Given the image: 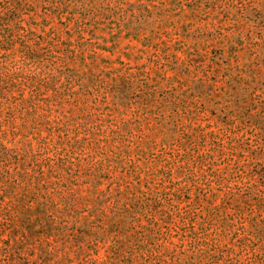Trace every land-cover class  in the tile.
<instances>
[{
    "label": "rangeland",
    "instance_id": "obj_1",
    "mask_svg": "<svg viewBox=\"0 0 264 264\" xmlns=\"http://www.w3.org/2000/svg\"><path fill=\"white\" fill-rule=\"evenodd\" d=\"M0 264H264V0H0Z\"/></svg>",
    "mask_w": 264,
    "mask_h": 264
}]
</instances>
